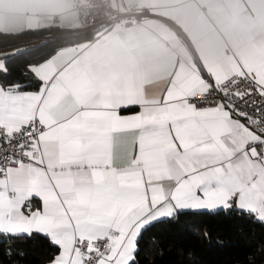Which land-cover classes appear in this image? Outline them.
I'll list each match as a JSON object with an SVG mask.
<instances>
[{
	"label": "snow or ice",
	"instance_id": "1",
	"mask_svg": "<svg viewBox=\"0 0 264 264\" xmlns=\"http://www.w3.org/2000/svg\"><path fill=\"white\" fill-rule=\"evenodd\" d=\"M156 8L46 44L18 76L24 50L0 51V264L28 245L43 264H146L145 235L188 213L264 227V0L230 39L206 16L222 49Z\"/></svg>",
	"mask_w": 264,
	"mask_h": 264
},
{
	"label": "trees",
	"instance_id": "2",
	"mask_svg": "<svg viewBox=\"0 0 264 264\" xmlns=\"http://www.w3.org/2000/svg\"><path fill=\"white\" fill-rule=\"evenodd\" d=\"M91 30L53 28L19 36H0V51L24 50L13 64L16 70L13 75L18 76L25 60L39 55L44 45L65 42ZM205 231L207 237L203 234ZM152 237L157 238V251L142 253L146 264H245L246 256L258 255L264 250V227L226 214H182L175 224H158L145 235L149 248ZM45 249L46 245L44 248L28 245L21 264H43Z\"/></svg>",
	"mask_w": 264,
	"mask_h": 264
},
{
	"label": "crops",
	"instance_id": "3",
	"mask_svg": "<svg viewBox=\"0 0 264 264\" xmlns=\"http://www.w3.org/2000/svg\"><path fill=\"white\" fill-rule=\"evenodd\" d=\"M245 2L249 0H229L226 4L213 3L206 15L201 12L202 7H208L204 0H119L118 3L122 11H133L135 16L144 13L145 6L156 3V11L162 16L177 17L198 46L222 49L220 34L208 22L206 16L215 21L217 28L226 38L246 34L251 27V21L245 12ZM177 3L179 13L173 11ZM56 14L60 15L63 28L71 31L81 28L73 8V0H0V31L17 32L28 24H52ZM145 51H150L147 44Z\"/></svg>",
	"mask_w": 264,
	"mask_h": 264
},
{
	"label": "built area",
	"instance_id": "4",
	"mask_svg": "<svg viewBox=\"0 0 264 264\" xmlns=\"http://www.w3.org/2000/svg\"><path fill=\"white\" fill-rule=\"evenodd\" d=\"M119 0H73V8L77 13L81 29L107 23L116 18L134 17L133 11H122ZM52 24H60V15L53 16Z\"/></svg>",
	"mask_w": 264,
	"mask_h": 264
}]
</instances>
